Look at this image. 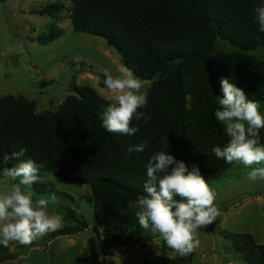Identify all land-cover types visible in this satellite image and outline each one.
<instances>
[{
  "label": "trees",
  "instance_id": "16d2710c",
  "mask_svg": "<svg viewBox=\"0 0 264 264\" xmlns=\"http://www.w3.org/2000/svg\"><path fill=\"white\" fill-rule=\"evenodd\" d=\"M70 25L74 33L103 39L120 56L121 65L133 70L142 81L166 72L150 90L147 105L140 109L150 116L132 120L139 131L132 135L110 133L102 127L101 116L110 101L89 87L72 84L74 95L65 98L55 112H35L34 101L23 97L0 98V178L5 154L25 149L22 159L43 163L41 177L34 183L38 194L56 188L46 174L73 184L89 186L94 200V222L106 242L128 246V230H138L139 221L129 201L144 194L145 164L157 151L200 169L202 175L221 174L236 162L226 163L211 152L213 146H226L224 126L215 119L222 96L221 78L242 88L251 100L264 102V61L247 55L264 51V33L254 22L255 9L264 0H70ZM59 4H50L33 15L58 19ZM61 29L51 26L39 36V45L56 41ZM223 40L238 52L216 53V42ZM264 144V129L260 132ZM148 141L143 152L127 155V149ZM169 143V147L166 146ZM65 220L77 225L50 233L51 239L87 229L74 211ZM227 237L247 264H264V244L257 245L250 235L229 233ZM186 257H159L153 264H191ZM9 246H0V263L14 260ZM94 254L82 259L93 263Z\"/></svg>",
  "mask_w": 264,
  "mask_h": 264
},
{
  "label": "rangeland",
  "instance_id": "374dc122",
  "mask_svg": "<svg viewBox=\"0 0 264 264\" xmlns=\"http://www.w3.org/2000/svg\"><path fill=\"white\" fill-rule=\"evenodd\" d=\"M50 4L61 6L57 20L33 15ZM72 8L70 0H0V98L23 97L34 101L37 114L55 112L66 97L74 95L71 89L74 84L89 87L111 102L103 73L108 70L113 76L118 75L122 66L120 56L103 39L74 33L70 25ZM51 26L61 29V36L46 46L36 43V38L49 34ZM235 52L238 50L226 41L216 42V53ZM246 54L264 61L261 49ZM165 73L143 81V90L149 93ZM260 108L264 112V102H260ZM249 171L251 168L236 162L224 173L201 174L216 193L220 215L212 225L199 230L200 246L192 252L191 264H247L227 237L229 233L250 235L255 244H264V180L249 181ZM46 176L55 192L38 194L32 185L27 190L32 191L34 200L49 199V213L59 214L62 226L30 245L10 242L9 250L15 259L0 264H153L161 256H177L159 234L141 227L124 228V233L133 239L126 247L106 242L101 227L94 222V200L89 186L65 182L54 174ZM11 183L2 176L0 193H7ZM53 195L55 203L51 201ZM68 210L79 215L87 229L47 242L50 233L60 232L64 227L77 229L75 223L65 220ZM90 254L95 256L94 262H82Z\"/></svg>",
  "mask_w": 264,
  "mask_h": 264
},
{
  "label": "clouds",
  "instance_id": "9594fccd",
  "mask_svg": "<svg viewBox=\"0 0 264 264\" xmlns=\"http://www.w3.org/2000/svg\"><path fill=\"white\" fill-rule=\"evenodd\" d=\"M254 22L264 33V5L255 9ZM103 75L104 86L112 99L103 110L102 127L110 133L136 134L139 129L131 126L132 120L143 119L147 123L150 119L140 111L148 102L143 81L127 66H121L116 76L108 70ZM220 83L222 96L218 97L219 107L214 116L224 126L229 139L226 146H213L211 152L228 164L237 162L251 168L247 173L249 181L264 180V144L260 142L264 112L260 101L249 99L244 90L228 78H221ZM147 145L148 141H143L130 146L127 155L143 152ZM166 146L169 147L168 142ZM25 152L21 149L2 158L4 165L17 161L2 170L3 176L12 181L7 193H0V244L5 247L10 242L30 245L62 226L61 216L49 213V199L34 200L32 191L27 190V186L46 181L40 175L44 164L31 158L22 159ZM145 168L144 194L129 201L128 207L138 209L135 215L142 229L159 234L168 247L186 257L200 246L199 230L212 225L220 215L215 204L216 193L198 166L194 164L189 170L184 161L177 160L168 151L154 153ZM51 201L55 203L54 195Z\"/></svg>",
  "mask_w": 264,
  "mask_h": 264
}]
</instances>
